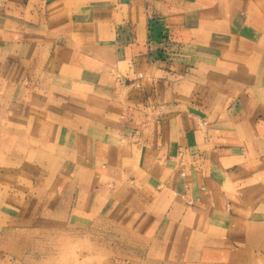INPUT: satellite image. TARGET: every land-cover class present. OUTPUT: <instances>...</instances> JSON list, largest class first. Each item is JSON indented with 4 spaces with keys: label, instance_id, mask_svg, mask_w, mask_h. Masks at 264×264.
Here are the masks:
<instances>
[{
    "label": "crops",
    "instance_id": "1",
    "mask_svg": "<svg viewBox=\"0 0 264 264\" xmlns=\"http://www.w3.org/2000/svg\"><path fill=\"white\" fill-rule=\"evenodd\" d=\"M22 1L30 3L23 14L29 19H7L21 36L0 38V120L21 116L17 125L23 123L28 140L41 145L60 146L70 134V174L63 173L59 156L41 147L34 152L56 170L51 193L62 201L88 204V217L94 220L98 200H103L98 211L109 216L115 195L111 183H119L120 204L133 194L136 211L148 207L154 212L152 228L157 224L159 231L181 230L175 241L170 236L158 239L164 246L173 243L168 252L183 260H190L193 252L212 260L230 258L239 228L264 224L256 216L264 211V85H258L264 75L254 85L228 76L197 82L191 69L184 72V64L176 74L165 69L173 63L157 56L160 46H171L168 39L177 42L170 50L185 52L206 46L200 41L207 37L223 53L229 46L223 43L226 36L239 38L231 25L250 40L264 38L261 16L252 4L226 24L228 17L216 9L221 0H173L187 6L188 14L175 18L172 22L182 26L172 28L162 20L166 0ZM132 26L142 30L134 32ZM64 28L80 33L89 41L85 49L93 55L102 52L106 59L92 64L90 53L74 56V48L60 44L47 59L41 41ZM135 33L144 37L137 41ZM178 33L189 36V42ZM113 34H125L127 42L119 37L112 46ZM112 55L118 57L116 66L126 64L117 85L108 75ZM77 59L87 64L84 80L76 79L74 72H81L72 67L80 64ZM42 95L52 101L43 104ZM36 99L45 110L32 105ZM48 190L40 189L39 198ZM138 216L129 225L138 227ZM229 230L237 231L224 236Z\"/></svg>",
    "mask_w": 264,
    "mask_h": 264
},
{
    "label": "rangeland",
    "instance_id": "2",
    "mask_svg": "<svg viewBox=\"0 0 264 264\" xmlns=\"http://www.w3.org/2000/svg\"><path fill=\"white\" fill-rule=\"evenodd\" d=\"M166 1L163 9V24L172 28H174L173 26L181 27V21L177 23L172 21L177 17L187 16L188 7L173 0ZM23 2L22 0H0V38H6L7 35L12 39L21 36L17 35L19 28L16 26L13 29L7 19H29L28 13L27 16L23 14L29 11L30 3L25 2V6ZM217 3L216 9L223 16L228 17L225 20L226 24L232 23L233 21L230 20L234 18V15L238 16L237 11L244 10L247 3H251L253 10L261 16L263 24H261L260 33H264V0H221ZM77 9L75 8L76 11ZM78 13L81 14L80 11ZM221 21L222 19H219V22ZM16 23L18 22L16 21ZM231 27L232 32L239 38L229 39V35L226 36L223 43H229V46L223 47V53L216 50L217 47L212 44L209 37L200 41L206 46L192 47L185 52L170 50L169 47L173 46L172 43L177 42L168 39L171 46L168 44L160 46L157 58L168 60L169 64L173 63L165 69L173 70L176 74H180L177 72L178 66L184 64V72L191 69L190 76L197 82L200 80L212 81L214 77L228 76L238 82L243 83L249 80L250 84H258L257 78H262L264 75V61L261 60L263 59L261 56H264V38L260 35L258 39L251 38L250 40L245 32H242V29H236L232 25ZM79 28L76 27L78 31ZM141 28L131 27L134 32L137 30L139 32ZM63 30L62 35L48 34L46 39L41 41L46 46L47 59L54 54L55 44L66 46L67 50L74 48L72 50L74 56L90 53V56H94L91 59L92 64L94 61L101 62L104 58L106 59L102 52L99 55L88 52L85 46L89 41L83 40L85 37L79 36L80 33L72 34L65 28ZM135 34L137 41L144 37L143 34ZM178 34L179 39L184 37L183 41L189 42L187 41L190 40L189 36ZM119 37L122 38L119 34H113L110 44L115 45ZM125 38L127 36L124 34L122 40L124 39L123 41L126 43ZM41 39H37V41ZM195 40L197 39L192 37V41L198 43V40ZM158 41L160 44L164 42L162 38ZM107 59L112 62L108 75L117 85L120 81L122 82L121 68L126 69V64L124 67L116 66L113 61L118 57L113 55ZM77 62L80 64L72 66L81 71L74 72L78 75L76 79L84 80L83 76L88 75L85 72L87 64L82 59H77ZM262 84L264 85V83L258 85ZM186 87L188 88V86ZM84 90L80 89L79 92L85 93ZM32 92H34L35 98H38L37 90L34 89ZM85 96L83 95V97ZM31 97H33V93ZM42 97L47 99V101L44 98L41 99L43 104L52 101V98L48 100V96L42 95ZM38 101L39 99H36L35 104L32 105L37 106L38 110H45V108L40 109L36 104ZM61 112L60 108L59 113L61 114ZM1 118L4 119L0 120V264H264V224L240 227L239 242L233 243V254L226 260L200 258L197 254L194 255V252L192 253L194 257L192 256L190 260H183L180 255L174 256V252H168L174 247L173 243L164 246V243L158 242V239L170 236V239L175 241L179 238L181 230L177 232L176 227L171 231L165 227L159 231L157 224L152 228L150 218L154 212L147 209L148 207L143 211H136L134 209L136 198L133 194L126 195V204L124 202L120 204L119 199L123 197L119 194V183H114V185L111 183L115 194L112 199H115L116 202L110 200L112 209L109 216L98 211L103 203V200H98L94 203L96 204L94 211L96 218L89 219L88 204L78 205L70 200L62 201L51 193L50 188L54 187L56 170L52 164L44 162V155L41 161V157L34 156L35 150L41 147L46 152L62 158L63 173L67 171L70 174V159L74 149L70 143L72 139L70 134L63 136V146L41 145L28 140L25 128L22 127L23 123L17 125V121L22 120L21 116L16 114L10 120L6 116ZM12 120L15 121L13 129L10 128L13 126ZM40 189L48 190V193L41 199L38 194ZM91 201L93 202V199ZM137 212L138 218L142 219L141 224L138 227L129 225V222L135 220ZM258 215L264 218V211L259 212L256 216L258 217ZM236 231L229 230L224 236L235 235ZM230 250L228 249L227 252Z\"/></svg>",
    "mask_w": 264,
    "mask_h": 264
}]
</instances>
